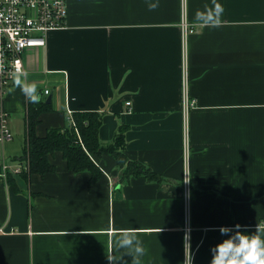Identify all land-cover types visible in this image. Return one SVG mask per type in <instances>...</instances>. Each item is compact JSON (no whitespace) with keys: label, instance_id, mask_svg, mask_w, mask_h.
I'll use <instances>...</instances> for the list:
<instances>
[{"label":"crops","instance_id":"0c3cea01","mask_svg":"<svg viewBox=\"0 0 264 264\" xmlns=\"http://www.w3.org/2000/svg\"><path fill=\"white\" fill-rule=\"evenodd\" d=\"M65 1L67 26L26 52V73L0 103L12 134L0 167L26 160L28 106L51 96L39 137L72 112H98L101 144L125 126L126 155L161 181L120 182L110 154L92 181L59 150L53 172L1 176L0 264H109V255L132 264L115 247L127 229L144 245L141 264H188L189 252V264H208L221 239L210 226L240 223L264 239V0ZM184 72L196 104L187 116Z\"/></svg>","mask_w":264,"mask_h":264},{"label":"built area","instance_id":"2783aa9c","mask_svg":"<svg viewBox=\"0 0 264 264\" xmlns=\"http://www.w3.org/2000/svg\"><path fill=\"white\" fill-rule=\"evenodd\" d=\"M68 6L65 0H0V103H2L6 89L17 75L25 74L24 55L30 49L41 48L46 45L47 35L55 29L67 26ZM187 21L183 23L186 34ZM182 81V105L184 115L187 116L195 100L190 98L188 90V76L184 72ZM45 94L49 90H45ZM130 103L128 102L127 105ZM69 119L74 123L72 113ZM75 125V123H74ZM188 121H185L184 156L185 169L183 182L185 190L189 189V148H188ZM12 140L8 124V112L0 106V143ZM0 177L6 178L8 173L29 171L28 160L15 162L9 165L1 164ZM188 264L191 254H188Z\"/></svg>","mask_w":264,"mask_h":264},{"label":"trees","instance_id":"16d2710c","mask_svg":"<svg viewBox=\"0 0 264 264\" xmlns=\"http://www.w3.org/2000/svg\"><path fill=\"white\" fill-rule=\"evenodd\" d=\"M28 109L27 139L23 158L29 162V172L44 174L56 170L49 157L59 150L63 152L66 165L71 171H89L92 181H95L102 173L100 166L96 164L102 154H110L117 161L120 182L129 181L137 176L161 181L150 167L130 160L126 155L125 126L119 128L113 142L103 145L99 136L102 115L95 111L72 112L75 125L69 119L68 126L50 129L43 137H39L36 134L39 115L44 110H50L51 105L43 101L32 104L30 101ZM12 178V175H8L7 179L11 182Z\"/></svg>","mask_w":264,"mask_h":264},{"label":"clouds","instance_id":"9594fccd","mask_svg":"<svg viewBox=\"0 0 264 264\" xmlns=\"http://www.w3.org/2000/svg\"><path fill=\"white\" fill-rule=\"evenodd\" d=\"M32 100V89H25ZM248 225L210 226L208 230L218 231L221 239L209 248L211 258L208 264H264V239L256 232L247 231ZM117 252L126 250L132 256V264H141L140 256L145 248L141 239L131 229L124 230L115 240ZM109 264H117L120 256L109 255Z\"/></svg>","mask_w":264,"mask_h":264},{"label":"water","instance_id":"95a60500","mask_svg":"<svg viewBox=\"0 0 264 264\" xmlns=\"http://www.w3.org/2000/svg\"><path fill=\"white\" fill-rule=\"evenodd\" d=\"M52 100L51 96L48 97V99L46 100V103H50Z\"/></svg>","mask_w":264,"mask_h":264},{"label":"rangeland","instance_id":"374dc122","mask_svg":"<svg viewBox=\"0 0 264 264\" xmlns=\"http://www.w3.org/2000/svg\"><path fill=\"white\" fill-rule=\"evenodd\" d=\"M13 163V162H12Z\"/></svg>","mask_w":264,"mask_h":264}]
</instances>
